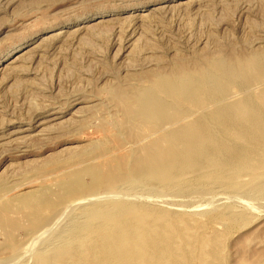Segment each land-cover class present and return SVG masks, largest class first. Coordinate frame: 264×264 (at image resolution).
Instances as JSON below:
<instances>
[{
  "label": "rangeland",
  "instance_id": "rangeland-1",
  "mask_svg": "<svg viewBox=\"0 0 264 264\" xmlns=\"http://www.w3.org/2000/svg\"><path fill=\"white\" fill-rule=\"evenodd\" d=\"M262 51L264 0H0V203L41 186L59 193L61 176L114 167L134 154L151 133L136 141L118 125L121 113L111 99L116 89L129 92L178 65L211 71L213 60ZM160 126L154 132L172 129ZM118 133L122 141L109 138L107 152L83 155L84 145ZM219 134L225 146L236 144ZM235 161L233 185H193L186 173L181 191L120 184L75 194L72 200L92 201L63 203L49 226L20 228L11 244L0 227V264H33L38 252L60 241L75 245L86 264H106L85 229L98 219H86L85 207L100 209L108 197L122 199L139 227L159 224L160 236L176 232L169 245L182 264H264V194L248 184L254 176L264 180V147L240 144ZM47 165L52 168L42 169ZM9 216L25 223L15 207Z\"/></svg>",
  "mask_w": 264,
  "mask_h": 264
},
{
  "label": "bare ground",
  "instance_id": "bare-ground-1",
  "mask_svg": "<svg viewBox=\"0 0 264 264\" xmlns=\"http://www.w3.org/2000/svg\"><path fill=\"white\" fill-rule=\"evenodd\" d=\"M210 66L213 68L211 71L203 68L190 70L178 65L167 75L152 74L149 82L139 88L129 92L121 89L113 91L111 99L121 113L117 123L124 130L130 131L126 135L137 141L143 132L150 131V137L136 148L134 154L121 158L114 167L101 164L61 176L55 182V186L60 189L59 193L49 186H41L3 200L0 203V227L5 233L7 244L13 242L11 233L20 228L40 231L49 226L55 217L50 219V214L63 203L68 204L65 205L67 208L71 204L92 201L84 197L72 200L78 193L101 187L115 189L120 184L131 189L135 184L149 187L161 184L168 187L167 190L170 187L181 191L185 189L183 186L186 179H183V175L186 173H192L193 185L203 180H212L218 184L223 182L225 186L230 182L233 185L231 181L236 174L235 160L239 145L264 147V51L213 60ZM163 124L172 129L166 132L165 129L161 134L154 132ZM219 133L231 137L236 144L225 146L217 139ZM109 138L118 143L122 141L120 133L108 135L100 142L84 145L83 155L107 152L110 148ZM218 152L225 153V159H218ZM49 168L52 166L42 167ZM248 184L251 189H258L260 194H264V180L254 176ZM107 199L108 202L100 203V209L96 206V209L91 210L85 207L87 216H81L98 219L95 224L85 225V229L106 264H182L171 252L169 245L176 232L167 231V234L164 233L166 235L160 236L159 224L139 227L136 224L137 218L127 216L122 199ZM88 203L86 206L93 205ZM13 207L25 219V223L20 224L9 216V210ZM58 215L61 216L60 212ZM82 223L75 222L73 226ZM73 234L75 236L76 231L70 233L69 243L75 240ZM66 242H56L58 246L51 245L48 252H38L33 264H86V257L80 250H74L75 245L74 249L73 246H62ZM123 247H131L132 250L123 251ZM195 260L198 261L197 258ZM192 263L195 264L194 261Z\"/></svg>",
  "mask_w": 264,
  "mask_h": 264
}]
</instances>
